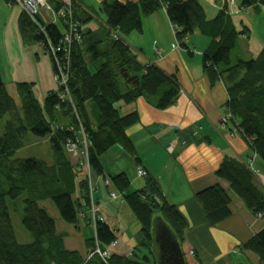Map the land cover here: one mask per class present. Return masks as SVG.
<instances>
[{
	"label": "trees",
	"instance_id": "trees-1",
	"mask_svg": "<svg viewBox=\"0 0 264 264\" xmlns=\"http://www.w3.org/2000/svg\"><path fill=\"white\" fill-rule=\"evenodd\" d=\"M76 1V18L83 25L87 24L97 13ZM240 5L259 12L264 8V0H241ZM162 9L166 10L176 40L182 47H189L187 38L196 31L210 38V45L203 54L204 70L212 83L221 80L225 84L229 96V121L237 124L264 165V48L255 58L233 57L244 33L237 29L233 15L224 8L208 19L200 0H104L101 11L106 15L105 24L99 29H84L83 42L73 46L69 80L73 102L62 99L60 94L64 89L57 88L49 91L43 107L34 94V84L21 82L18 90L23 113L20 114L0 69V117L11 116L0 134V264H157L152 230L158 215L172 228L179 242H184L186 219L167 200L155 177L147 174L143 177L145 187L128 193L129 177L125 173L108 177L101 160L116 145L130 155H136L127 131L140 121L139 113L134 110L121 114L117 102L131 104L142 97L157 109L164 110L173 106L181 94L177 76L157 64L143 65L125 38L134 31L141 32L144 17ZM18 23L26 40L59 44L61 26L46 25L42 31L39 23L23 11ZM98 59L103 62L92 71L90 65ZM126 72L136 75L140 84L128 83L124 77ZM82 128L89 140L87 160L94 182L97 177L109 180L107 186L114 189L111 193H122L142 225L143 240L129 257L113 252L107 258L92 254L97 247L107 250L117 241L116 230L105 219L96 221V236L88 240L90 252L87 256L67 249L63 233L57 230L55 217L40 205L45 200L53 201L60 218L67 224L80 225L91 220L94 188L67 150L69 141H81ZM28 133L49 137L52 162L14 157L24 146ZM216 174L230 183L232 191L248 210L254 215H264V184L252 163L225 158ZM196 197L212 227L233 214V199L220 185L199 191ZM19 199L23 200L22 224L32 235L30 242H20L13 226L11 206ZM242 249L264 261V228L246 240Z\"/></svg>",
	"mask_w": 264,
	"mask_h": 264
},
{
	"label": "crops",
	"instance_id": "crops-1",
	"mask_svg": "<svg viewBox=\"0 0 264 264\" xmlns=\"http://www.w3.org/2000/svg\"><path fill=\"white\" fill-rule=\"evenodd\" d=\"M76 2L81 4L79 0ZM207 2L217 7L214 0ZM218 11L209 15L206 10L208 19L214 18ZM262 13L264 8L259 12L249 8L233 14L237 29L244 31L235 49L240 51L233 54L235 59L255 58L264 48V36L256 29L257 14ZM174 31L166 10L162 9L145 16L142 31H134L126 38L143 65L157 64L175 74L182 90L177 102L164 110L142 97L131 104L121 103L124 114L136 110L140 116V121L127 131L136 155H130L120 145L112 147L101 158L105 174L110 177L125 173L131 181L128 193L146 185V179L137 175L139 166L158 180L167 200L186 219L181 245L188 264H244L243 257L247 258V264H261L259 257L243 250L242 245L264 228V215H254L248 210L232 191L230 183L216 172L225 158H239L255 166L264 184V165L235 122L221 123L229 114V96L225 84L221 80L212 83L203 67V54L210 45V38L196 31L187 38L189 47H182ZM157 48L162 56L157 54ZM53 80L56 83L55 73ZM213 185H220L233 199L232 216L215 227L208 223L196 197L197 192ZM112 190L105 178L97 177L93 200L99 214L116 230L117 245L111 248L112 252L129 257L143 240L142 225L122 193L113 198ZM55 219L58 232L64 235L66 248L87 256L90 252L88 240L96 236L95 226L86 222L67 224L59 214Z\"/></svg>",
	"mask_w": 264,
	"mask_h": 264
},
{
	"label": "rangeland",
	"instance_id": "rangeland-1",
	"mask_svg": "<svg viewBox=\"0 0 264 264\" xmlns=\"http://www.w3.org/2000/svg\"><path fill=\"white\" fill-rule=\"evenodd\" d=\"M79 1L84 5L83 7L91 10L93 9L97 13L93 15V20L87 24H84V29L88 30L89 28H101L106 21V15L101 11L102 1ZM120 1L124 2V0ZM200 1L209 15H212L213 13H216L217 10H219V7H214L208 3L207 1L209 0ZM214 2L218 6L219 2L215 0ZM240 3L241 0H237V4ZM245 10H247V8ZM21 13L22 9L18 5H15L12 0H10L9 3H7L5 0H0V69L6 89L15 100L20 114L23 113V109L22 100L18 90L19 83H33L34 94L43 107L45 106V101L49 91L57 90V84L53 80V63L48 52L46 51L45 46L39 41L26 40L20 33L18 19ZM41 13L45 21H50V13H48L45 9H41ZM257 17L258 20L256 22V29H259V31L263 34L262 36H264V13L261 15L257 14ZM125 38L127 37L125 36ZM235 49L233 54H236L238 51H240ZM102 62L103 59L95 60L93 63H91L90 67L95 70ZM122 102L123 101L117 102L116 107L120 110L121 114H124V109L121 107ZM10 118V115L0 117V134L4 132L5 124ZM24 141V146L16 152L14 157L22 159L38 158L47 162H52L53 152L48 136L38 137L32 133H28ZM71 156L73 162L76 163L79 156ZM22 199L17 200L16 203L11 206L12 222L18 240L20 242H30L32 241V235L23 226L21 220L23 204ZM40 205L46 208L48 212L54 217L59 214L55 204L51 200L42 201L40 202ZM242 260L243 261L241 262L247 264L246 257H243ZM261 264H264V261H262Z\"/></svg>",
	"mask_w": 264,
	"mask_h": 264
},
{
	"label": "built area",
	"instance_id": "built-area-1",
	"mask_svg": "<svg viewBox=\"0 0 264 264\" xmlns=\"http://www.w3.org/2000/svg\"><path fill=\"white\" fill-rule=\"evenodd\" d=\"M215 1L219 2V9L225 8L231 15L235 14L238 10H245V8H243L240 4H237V0ZM12 2L15 3V5H18L27 15L31 16L35 22H38L42 31H45L46 25L53 24L61 26L62 36L59 44L55 45L51 41H47V44H42L45 46L49 56L53 58L52 61L55 60V80L58 88L64 89V91L60 94V97L73 102L69 91V80L72 72V51L75 44L83 42L84 31V25L76 18L75 15V0H12ZM41 9H45L48 13H50V21H45V19H43ZM156 52L159 56H162V51L159 48L156 49ZM229 120L230 114L222 118L221 123L223 125H228ZM71 129L73 130V128ZM80 137L81 141H69L67 143V150L71 155L79 156L77 158V168L79 171L87 175L93 189L95 182L91 175V167L87 160L89 140L83 128L80 132ZM147 174V171L143 167H139L137 169V175L139 177H146ZM106 184H110V181L106 180ZM111 196L116 198L118 197V193L113 191ZM97 220L104 221V218L99 214L97 206L93 204L91 208V220L89 223H92L96 227ZM116 245L117 241L113 242L107 250H102L100 247H97L92 254L97 253L102 257L107 258L112 253L111 248ZM191 253L193 254L194 252L192 251Z\"/></svg>",
	"mask_w": 264,
	"mask_h": 264
},
{
	"label": "water",
	"instance_id": "water-1",
	"mask_svg": "<svg viewBox=\"0 0 264 264\" xmlns=\"http://www.w3.org/2000/svg\"><path fill=\"white\" fill-rule=\"evenodd\" d=\"M124 77L128 83L140 84V79L136 75L126 72ZM152 232L157 264H188L176 234L161 216L155 217Z\"/></svg>",
	"mask_w": 264,
	"mask_h": 264
}]
</instances>
